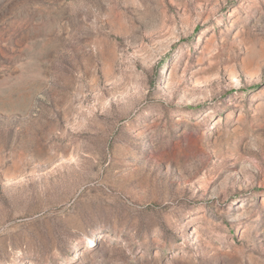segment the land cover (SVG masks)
I'll return each instance as SVG.
<instances>
[{"label":"rangeland","instance_id":"rangeland-1","mask_svg":"<svg viewBox=\"0 0 264 264\" xmlns=\"http://www.w3.org/2000/svg\"><path fill=\"white\" fill-rule=\"evenodd\" d=\"M0 264H264V0H0Z\"/></svg>","mask_w":264,"mask_h":264}]
</instances>
